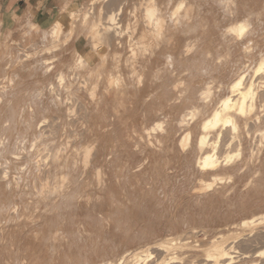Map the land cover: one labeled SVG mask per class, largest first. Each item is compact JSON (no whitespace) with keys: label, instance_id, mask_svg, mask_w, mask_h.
Instances as JSON below:
<instances>
[{"label":"rangeland","instance_id":"374dc122","mask_svg":"<svg viewBox=\"0 0 264 264\" xmlns=\"http://www.w3.org/2000/svg\"><path fill=\"white\" fill-rule=\"evenodd\" d=\"M61 1L74 12L72 30L52 34L57 12L42 27L0 29V264H94L264 210V71L255 75L264 61V0H150L168 30L158 47L134 55L145 0H126L117 21L128 29L102 49L91 40L93 17L82 22L90 0ZM237 20L242 36L228 28ZM118 70L123 86L114 92L106 72ZM241 72L243 86L254 83V108L232 112L234 134L209 132L219 157L228 152L232 161L198 170L196 157L211 149L196 145L200 125ZM193 105L200 109L188 122L182 115ZM212 173L222 179L201 189L198 178Z\"/></svg>","mask_w":264,"mask_h":264},{"label":"bare ground","instance_id":"6f19581e","mask_svg":"<svg viewBox=\"0 0 264 264\" xmlns=\"http://www.w3.org/2000/svg\"><path fill=\"white\" fill-rule=\"evenodd\" d=\"M117 1L118 0H90L87 10L82 14V22H86V19L90 16L93 17V20L90 22L89 32L91 34V40L94 42L96 49H102L109 46L112 47L113 44L111 40H113L114 38L116 39V36L118 37L120 33L122 34L128 29L125 27L124 30H121L122 27L120 29V25H118V23L121 22V19L118 18L122 15L121 13L124 12L123 5H126L125 2L127 1L121 0L119 1L118 5L116 4ZM145 1V5H143V2H140V0L135 1L137 3L139 2V4L143 5L145 8L144 10H142L144 11L143 15L141 13V15L143 16L141 17L144 18L143 22L141 21L143 26L140 29L139 35L141 40H133V42L129 44L131 55H134L139 48H146L147 45H150V47L154 48L158 47L161 43V40L165 38L160 34L163 31L165 32V30H168L166 21L164 20V13L158 6H156L157 3L154 4L153 1H151L152 4L148 5L146 3H148V1L150 2V0ZM181 1L182 0H180L179 2ZM114 3L116 5V8H109L111 10L107 11V13L103 12V8L105 7L104 4H107V6L110 5L112 7L115 6L112 5ZM129 5H131V3ZM125 7H127V5ZM138 8L141 10L143 7L141 6L140 8L138 5ZM135 10L136 9H134V11ZM134 11L131 14H127L134 16ZM102 13L106 14L105 21H100V16ZM74 16L75 15L73 11L66 13L64 7H61L52 20V34L57 36L64 29L68 31L72 30L70 25H68V20H72L73 18H75ZM117 19L119 22L117 21ZM128 20L129 19H127V21ZM129 22L126 23L128 24ZM245 27L246 25L244 24V21L237 20L231 23L230 27L228 28L235 32V35H241L242 33H244ZM116 28H118L119 30ZM134 28H136V26L133 27L132 32L136 30ZM232 31H230V33ZM186 46H188V42ZM115 51L116 50L113 48V52ZM76 59L77 62L75 63L83 62L82 54L76 57ZM118 62L119 58L117 57L114 62L116 67L119 65ZM110 71L106 72L108 82L107 89L112 88L114 89V92H116L119 88H121V86H123V78L121 77V72L119 70L116 73H111ZM263 71L264 61H261L255 67V75ZM102 72L103 71H101V73ZM243 74L241 72V74H238L237 77H235V79L228 84L230 93L220 99L218 107H215L211 111V113L207 117H205L200 125L202 132H200L197 136L196 145L202 150L204 146L206 147L210 144L211 149L207 151L205 150L204 152L202 151V153H200L196 157L195 164L196 167L199 168L198 170L206 173L207 171H215L220 165H227V163L230 162L232 158V155H228V152L227 155H222L224 156V158L222 157L221 159L219 157L221 156V153L219 154L218 152V155V150L216 149L219 140H214V143H209L214 139L213 138L209 140V132L217 129L215 135L218 139L219 137H222L221 134L223 133V130H228L232 134H234V132H237V130H239V125L237 123V120H235L236 117L232 116V112H234V114L240 115L243 112L250 113L254 108V83L252 84L253 81H248L246 85L243 86L245 80L242 79L243 76L245 77V74ZM96 85V82L93 83L91 88V95H93V91ZM250 98L251 100H249ZM199 109V106L193 105L191 109H189L188 112H185L182 116H187L186 119L188 120V122H191L196 117H194V115L197 114L196 111H199ZM190 132L191 131L187 129L185 131V134L183 133L182 135L184 136L183 139L185 143L183 139H180L181 141H183L182 143H180L179 141V144H181V146L184 143V148L187 146L186 143L189 142H187V140L190 139ZM263 136L264 135H262L261 137ZM91 143L92 142H90L89 140H86L84 141V145L80 146V148H82L81 157L83 163L87 160V156L89 155L88 152L90 150V147L92 146ZM212 175L213 180L198 178L199 183L201 184V189L210 190L216 183L215 181L218 182V180L222 179V175L220 176L217 173H212ZM230 176L231 175H229V177ZM227 225H230V227L226 228ZM227 225L224 226V228L222 227L223 229H217L216 227V231L206 229L208 227L202 229L200 228V234L190 233L191 230H188L190 232L181 231L172 234L168 233L167 235L156 237L152 241L149 240V242L147 241L144 245L135 247V249L126 250L118 255L119 257L117 256V258L112 257L106 260H100L94 264H264V210L252 212L247 216H243L237 222H232L231 224Z\"/></svg>","mask_w":264,"mask_h":264},{"label":"crops","instance_id":"0c3cea01","mask_svg":"<svg viewBox=\"0 0 264 264\" xmlns=\"http://www.w3.org/2000/svg\"><path fill=\"white\" fill-rule=\"evenodd\" d=\"M61 0H0V29H29L48 24L59 10ZM36 32V31H35Z\"/></svg>","mask_w":264,"mask_h":264}]
</instances>
